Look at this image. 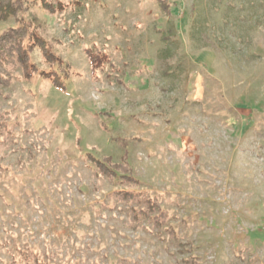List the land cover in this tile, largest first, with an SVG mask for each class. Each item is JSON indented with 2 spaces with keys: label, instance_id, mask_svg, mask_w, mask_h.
Returning a JSON list of instances; mask_svg holds the SVG:
<instances>
[{
  "label": "rangeland",
  "instance_id": "1",
  "mask_svg": "<svg viewBox=\"0 0 264 264\" xmlns=\"http://www.w3.org/2000/svg\"><path fill=\"white\" fill-rule=\"evenodd\" d=\"M58 1L18 17L60 84L0 88V264H264V0ZM87 154L126 160L163 226Z\"/></svg>",
  "mask_w": 264,
  "mask_h": 264
},
{
  "label": "trees",
  "instance_id": "2",
  "mask_svg": "<svg viewBox=\"0 0 264 264\" xmlns=\"http://www.w3.org/2000/svg\"><path fill=\"white\" fill-rule=\"evenodd\" d=\"M39 3L42 8L50 13L61 12L65 8V4L55 0H32L28 4L25 0H0V22H7L14 19L18 22L15 27H8L0 33V88H9L14 81H29L34 75L52 80L55 86L60 82L55 76V71L52 69L56 65H61V58L54 53L49 47L48 42L37 33L36 27L30 22L19 18V13L27 11L31 4ZM38 51L44 61L50 68L48 71L39 69L33 61V52ZM89 60L93 68H98L105 61L104 55L93 53L90 49L87 51ZM17 71L19 73L17 74ZM0 90V95H1ZM6 129L5 120L0 115V135ZM89 160L95 165L98 171L106 176L112 182H118L123 185L124 189L115 190L113 197L119 201L129 203L136 202L143 204L140 210H133L132 218L137 221L139 216L147 218V220L157 229H160L165 223L167 214L163 212L155 200L151 197L144 196L128 190L137 181L134 179L126 160L121 159L119 162H113L109 157L96 159L90 154H87ZM22 264H50L45 260L39 259L37 256H28L24 254ZM10 264H16L12 261ZM185 264H197L195 259L185 260Z\"/></svg>",
  "mask_w": 264,
  "mask_h": 264
}]
</instances>
